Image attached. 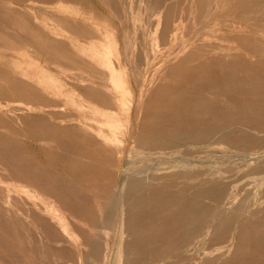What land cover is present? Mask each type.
I'll list each match as a JSON object with an SVG mask.
<instances>
[{"label": "bare ground", "instance_id": "obj_1", "mask_svg": "<svg viewBox=\"0 0 264 264\" xmlns=\"http://www.w3.org/2000/svg\"><path fill=\"white\" fill-rule=\"evenodd\" d=\"M104 1L0 0V264H264V0Z\"/></svg>", "mask_w": 264, "mask_h": 264}, {"label": "rangeland", "instance_id": "obj_2", "mask_svg": "<svg viewBox=\"0 0 264 264\" xmlns=\"http://www.w3.org/2000/svg\"><path fill=\"white\" fill-rule=\"evenodd\" d=\"M91 6L93 7V9L95 10L96 13L100 14L99 16H101V15L104 16V15L109 14L108 7H107L104 0H88L87 8H88L89 13H91V8H90ZM61 7H63V5H60V3L58 1H56L55 3L50 4L47 7H45L43 10H39V13H38L39 17L44 18L50 22H55V20H62V19H64V17H67V16L64 15V13L62 11H60ZM45 11H48V12H45ZM22 19H23L22 21L24 23H27L32 28L37 29L40 33L44 34V37H48L51 39L53 38V34L52 35L47 34L44 31L41 32L39 30V26L37 23H35V19L33 18V16H31V14H29V13L22 14ZM70 19L75 20V18H70ZM6 22L7 21H5V19L0 18V52L1 53H8L7 46H11L13 43H15V38L16 39H18L19 37L25 38V33H22L18 30H13L10 27H5ZM40 45H43V42L40 41L39 44H36L38 49H40L42 47ZM40 54L42 56H47L43 52H40ZM30 149H31L30 152L41 161L42 157H41V154L38 152V149L32 148V147ZM223 149L224 148L214 146L212 154H210V151H205L207 149H204V152L201 151L200 153L195 154L196 155V157H195L196 161L198 164H205L206 166H211V169L214 171H216V170H222L223 171L228 167L232 168L233 166H235L236 163H235V161H233L232 163L225 161L226 158H225V154L223 152ZM62 152L63 151L59 150L60 155L62 154ZM58 163L60 166V168H58V171L60 173H62L63 165L65 164L63 156H61L59 158ZM226 164H227V166H226ZM228 164H229V166H228ZM230 173L232 174V173H234V171L230 172ZM228 256H231V252L228 254ZM171 262H174V260Z\"/></svg>", "mask_w": 264, "mask_h": 264}]
</instances>
